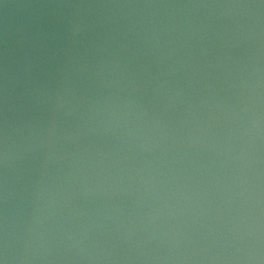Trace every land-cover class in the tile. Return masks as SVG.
Wrapping results in <instances>:
<instances>
[{
  "label": "water",
  "instance_id": "water-1",
  "mask_svg": "<svg viewBox=\"0 0 264 264\" xmlns=\"http://www.w3.org/2000/svg\"><path fill=\"white\" fill-rule=\"evenodd\" d=\"M0 264H264V0H0Z\"/></svg>",
  "mask_w": 264,
  "mask_h": 264
}]
</instances>
